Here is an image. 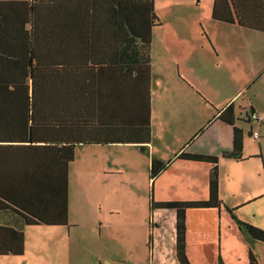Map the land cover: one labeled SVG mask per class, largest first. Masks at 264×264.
<instances>
[{
    "label": "crops",
    "instance_id": "obj_1",
    "mask_svg": "<svg viewBox=\"0 0 264 264\" xmlns=\"http://www.w3.org/2000/svg\"><path fill=\"white\" fill-rule=\"evenodd\" d=\"M29 1L0 0V248L12 247L16 234L24 240L22 255H0V264H111L96 245L103 222L88 215L71 181L75 157L89 155L78 147L120 153L110 146L143 153L129 157L147 177L153 160L168 163L148 181L156 202L206 201L213 164L180 155L217 158L221 205L186 212V256L190 264L247 263L228 210L262 227L264 123L245 116L264 115V32L214 19V0H153L158 24L147 69L140 66V24H148V8L139 0H39L32 11ZM223 7L219 2V15L227 14ZM32 69L43 72L35 93ZM147 104L148 143L87 144L116 141L124 131L139 135ZM229 106L242 136L238 160L223 157L233 150V131L218 114ZM63 191L67 225L26 224L21 208L37 204L42 213ZM150 213L145 222L158 231L161 263L169 252L177 260L174 210Z\"/></svg>",
    "mask_w": 264,
    "mask_h": 264
},
{
    "label": "rangeland",
    "instance_id": "obj_2",
    "mask_svg": "<svg viewBox=\"0 0 264 264\" xmlns=\"http://www.w3.org/2000/svg\"><path fill=\"white\" fill-rule=\"evenodd\" d=\"M190 1L195 4L196 0ZM203 4L204 1L201 2L200 10ZM237 73L239 75L242 72H236V76ZM258 99L263 100L264 97L259 96ZM77 149V151H87L89 155L75 157L71 168L72 189L73 192L81 190L83 195L81 200L87 208L88 215L103 222L99 245H96L104 251L106 261L111 264H178L171 252L167 253L161 263L158 253L160 248L157 245L158 231H155V227L152 231L145 222L147 216L152 219V214H148L149 199L153 197L152 187L148 185L147 171L142 173L139 166L130 159V157L132 159L136 156L141 157L143 153L136 152V148L130 146H110L106 149H119L120 153L105 155L98 154L97 151H102L99 148L78 147ZM123 151L127 152L123 154ZM107 164L110 167L106 166ZM98 208H100L99 213ZM258 220V224L264 227V215L258 217ZM262 227L259 226L264 230ZM242 239L248 250L254 254L256 261L264 264V244L246 236ZM153 247L152 258L150 253ZM237 263L236 259L232 262L226 261V264ZM204 264L217 263L208 261ZM245 264H248V261Z\"/></svg>",
    "mask_w": 264,
    "mask_h": 264
},
{
    "label": "trees",
    "instance_id": "obj_3",
    "mask_svg": "<svg viewBox=\"0 0 264 264\" xmlns=\"http://www.w3.org/2000/svg\"><path fill=\"white\" fill-rule=\"evenodd\" d=\"M39 0H30L29 2H23L25 4H30L29 11H32L33 4L37 3ZM144 6L148 8V19L149 22L145 26L140 24V42L141 47L140 57H144L143 60H140V66L144 65L147 69H149L150 63V35L151 28L153 25L158 24V19L155 17L152 20V2L153 0H139ZM221 3L223 7V12L227 14H218V4ZM21 3V2H19ZM231 10V12H230ZM212 16L214 19H218L222 22L227 23H238L242 27L256 29L264 32V0H214ZM140 20L142 18H146L145 13L141 10L139 12ZM143 51V52H142ZM31 78L33 81V85L31 86V93L37 92L38 89L42 88L35 84V80L38 77H41L43 74L42 71L31 70ZM146 112H142L139 135H135L132 131H124L123 138L120 139L119 134L117 136H112L113 140L116 141H96L92 140L87 142V144H110V143H148L150 139L149 126H150V110L147 104L145 108ZM252 112H249L246 115V119ZM220 120L224 121L226 124L232 127L233 131V150L229 153H224V158H232V159H240L241 151H242V136L239 129L234 126L233 123V109L232 106L227 107L225 110L220 111L218 114ZM33 120V119H32ZM49 121V120H48ZM33 126V124H32ZM144 134V138H140L142 133ZM258 137V135H257ZM82 142H76L75 144H79ZM72 146L70 145L68 149V157L67 160L69 162L72 161ZM180 158L186 160L200 161V162H209L213 164V168L211 169L209 175V196L206 201H187V202H156L153 197H150L148 209L149 213L153 210L163 209V210H174L175 212V255L178 264H190L188 258L186 256V212L190 209L197 208H212V207H220L221 201L218 198V169H217V158L199 156V155H180ZM167 162H160L158 160H153L151 162V167L148 173V180L152 182L153 180L160 174L166 167ZM6 202L8 206L13 208H17V205H14L9 199L2 198ZM44 204V201H42ZM45 206L47 208L43 209L42 213L37 211L38 205L34 204L30 208V210L22 209L20 212L21 216L24 218V221L28 226L44 224V225H67V195L66 192H62V196L56 199H48L45 202ZM19 207V206H18ZM0 209L3 208L0 206ZM19 212V211H18ZM232 220L235 222L239 232L244 237H248L249 239L256 241L258 243L264 244V230L259 229L255 226H252L248 223H245L239 220L234 214L232 210H228ZM23 236L22 234H16L13 236V245L12 247L3 246L0 248V255H22L23 253ZM248 261L249 264H259L254 254L251 250H248ZM217 264H223L221 259L218 260Z\"/></svg>",
    "mask_w": 264,
    "mask_h": 264
},
{
    "label": "built area",
    "instance_id": "obj_4",
    "mask_svg": "<svg viewBox=\"0 0 264 264\" xmlns=\"http://www.w3.org/2000/svg\"><path fill=\"white\" fill-rule=\"evenodd\" d=\"M248 120L251 122H255L257 124H262L264 123V115L257 114V113H251L248 116ZM253 137H257L258 133L256 131L252 132Z\"/></svg>",
    "mask_w": 264,
    "mask_h": 264
}]
</instances>
